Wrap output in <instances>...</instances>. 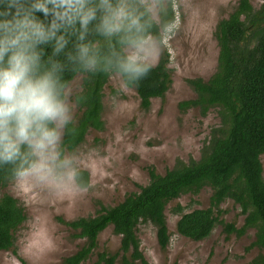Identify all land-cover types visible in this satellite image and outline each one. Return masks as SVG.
<instances>
[{
    "label": "trees",
    "instance_id": "1",
    "mask_svg": "<svg viewBox=\"0 0 264 264\" xmlns=\"http://www.w3.org/2000/svg\"><path fill=\"white\" fill-rule=\"evenodd\" d=\"M153 2L157 22L141 0H0V186L34 166L36 155L25 139L55 137L56 125L47 109L59 106L77 75L82 76L81 88L73 100L80 115L63 125L59 160L78 147L90 129L103 128V88L112 74L135 90L143 110L151 99L164 97L171 84L167 52L155 66L124 52L125 46L147 38L160 44L162 33L175 21L173 0ZM214 36L219 48L216 70L206 80H188L195 98L180 104V109L197 108L201 115L218 110L220 125L211 129L200 158L177 160L163 175L150 168L148 183L137 193L113 207L100 206L94 216L63 221L84 240L64 264L85 261L109 226L120 236L119 251L98 254L95 264H115L117 258L120 264H148L139 248L137 226L152 224L158 246L165 249L170 241L166 205L206 186L211 189L207 208L187 213L180 205L174 209L180 214L176 233L193 241L208 237L220 205L231 200L245 216L244 223L239 229L225 224L224 232L241 235L254 229L252 247L259 253L249 264H264V0L257 8L251 0H239L217 23ZM14 134L21 141L14 142ZM73 180L85 188L87 171L75 170ZM25 219L16 198H0V251L13 246V233Z\"/></svg>",
    "mask_w": 264,
    "mask_h": 264
},
{
    "label": "rangeland",
    "instance_id": "2",
    "mask_svg": "<svg viewBox=\"0 0 264 264\" xmlns=\"http://www.w3.org/2000/svg\"><path fill=\"white\" fill-rule=\"evenodd\" d=\"M157 22L153 0H141ZM239 0H173L175 21L162 33L159 44L147 38L137 46H125L132 60L155 66L163 52L169 55L171 84L163 98L151 99L147 110L140 107L133 88L112 74L103 88L104 121L101 130L90 129L84 141L58 159L57 147L66 121L80 115L73 97L81 88L77 75L65 89L64 100L47 114L56 125L53 138L31 137L36 162L28 171L0 186V198L10 195L23 207L25 221L13 233L9 250L0 251V264H64L84 243L63 223L94 216L100 206L113 207L128 194L137 193L149 181L148 170L163 175L177 160L187 162L201 156L211 129L220 125L217 108L201 115L197 108L180 109V104L195 98L187 83L190 79H208L216 70L218 45L214 36L217 23L233 11ZM263 0H251L258 7ZM13 141H21L16 134ZM264 177V155L260 157ZM77 169L87 171L89 183L78 187L73 180ZM211 189L185 193L166 205L164 211L170 241L158 246L156 229L150 223L137 226L139 248L148 264H249L258 255L252 247L255 230L227 234L223 225L243 226L244 215L231 200L220 205L221 213L211 234L193 241L176 233L180 214L209 206ZM100 204V205H99ZM216 215V213H215ZM120 236L111 226L97 238V247L80 264H95L98 254L119 251ZM102 264V263H101ZM119 263V258L115 261Z\"/></svg>",
    "mask_w": 264,
    "mask_h": 264
}]
</instances>
